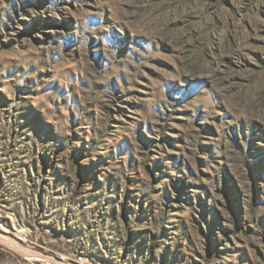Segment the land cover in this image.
Segmentation results:
<instances>
[{"label":"rangeland","instance_id":"374dc122","mask_svg":"<svg viewBox=\"0 0 264 264\" xmlns=\"http://www.w3.org/2000/svg\"><path fill=\"white\" fill-rule=\"evenodd\" d=\"M0 264H264V0H0Z\"/></svg>","mask_w":264,"mask_h":264}]
</instances>
